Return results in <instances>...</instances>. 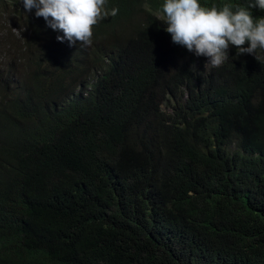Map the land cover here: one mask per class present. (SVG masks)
Here are the masks:
<instances>
[{
    "label": "trees",
    "instance_id": "16d2710c",
    "mask_svg": "<svg viewBox=\"0 0 264 264\" xmlns=\"http://www.w3.org/2000/svg\"><path fill=\"white\" fill-rule=\"evenodd\" d=\"M163 2L81 46L0 0V264H264V64L207 70Z\"/></svg>",
    "mask_w": 264,
    "mask_h": 264
},
{
    "label": "clouds",
    "instance_id": "9594fccd",
    "mask_svg": "<svg viewBox=\"0 0 264 264\" xmlns=\"http://www.w3.org/2000/svg\"><path fill=\"white\" fill-rule=\"evenodd\" d=\"M24 9H35L37 18L43 17L48 26L81 46L92 43L93 27L104 17L118 14L117 8L105 10L106 0H22ZM264 0H246L243 4L224 3L206 5L201 0H164L162 11L166 32L172 42L186 47L197 57H207L206 68L219 67L229 58V49L235 47L236 55L252 54L264 64ZM160 17V18H159ZM169 106L171 102L167 103ZM165 108V104L163 106Z\"/></svg>",
    "mask_w": 264,
    "mask_h": 264
},
{
    "label": "rangeland",
    "instance_id": "374dc122",
    "mask_svg": "<svg viewBox=\"0 0 264 264\" xmlns=\"http://www.w3.org/2000/svg\"><path fill=\"white\" fill-rule=\"evenodd\" d=\"M206 63H207V62H205L204 65H206ZM210 67H211V66H208L206 69L209 70ZM163 106H164V104H163ZM165 107H166V105H165Z\"/></svg>",
    "mask_w": 264,
    "mask_h": 264
}]
</instances>
